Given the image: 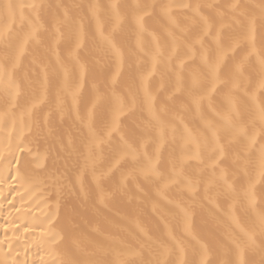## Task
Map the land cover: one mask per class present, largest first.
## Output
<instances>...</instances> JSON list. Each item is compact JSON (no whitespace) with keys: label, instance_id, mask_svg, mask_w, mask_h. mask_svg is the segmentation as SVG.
Segmentation results:
<instances>
[{"label":"snow or ice","instance_id":"1","mask_svg":"<svg viewBox=\"0 0 264 264\" xmlns=\"http://www.w3.org/2000/svg\"><path fill=\"white\" fill-rule=\"evenodd\" d=\"M41 7L35 3L0 4V46L3 47L0 93L5 99V108L0 111V182H23L31 178L33 163L41 167L38 161L46 155L29 159L32 155L29 145L33 141L43 140L53 146L60 143L63 147L62 123L57 125L51 110L41 117L43 109L38 107L45 102L48 91L55 88V111L61 122L69 97L73 106L79 104L81 109H86L83 114L80 110L76 113L80 124L87 129L82 139L83 168L75 181L70 174L60 178L66 183L69 194L104 203L116 196H128L133 186L137 192H144L148 187L167 205H174L183 213L186 236L178 238L169 231L167 238H160L140 229L143 235L134 237L137 248L129 247L121 258V251L111 247L106 252L114 254L115 259L95 264H254L249 253L255 251L257 227L264 236V208L247 226L235 209L239 206L255 212L258 195L264 205V143L255 158L252 151L257 135L264 141V47L256 54L260 65L257 79L246 74V68L251 65L249 57L256 53L257 19L264 44V0L255 6L258 13L239 0L225 5H136L131 13L136 46L129 51L150 58L151 69L145 74L129 66L126 85L122 84L125 75L121 72L124 54L113 42V34L124 20L119 6H107L111 30L106 31L101 18L102 6L88 5L91 18L96 21L99 44L110 53L105 68L93 73L91 96L81 93L84 74L89 71L81 62L87 50L83 25L70 21L65 12L63 19L56 18L46 26L39 16ZM174 7L186 9L184 15L188 23L184 27H180L172 15ZM157 8L171 27L166 29L168 39L164 45L153 35V44L148 46L143 39L147 33L145 17L152 16ZM205 8L214 11L205 13ZM30 44L44 48L46 53L55 55L56 60L52 62L47 56L33 59L32 63L43 73L41 87L44 91L40 95L33 94L30 103L21 105L17 100L22 96L18 71ZM61 44L69 49L71 73L57 50ZM246 49L250 51L239 56V52ZM197 61L199 67L189 73V67ZM113 63L114 72L111 71ZM161 65L168 69L169 86L162 85L159 95L166 99L158 105L149 79ZM75 69L79 70V76ZM177 100L181 101L180 112H195L200 116L202 127L194 131L184 124L182 115L169 118V113L176 112ZM137 109H146L148 113L145 129L139 133L128 124ZM67 112L70 116L71 110ZM166 145L169 146L167 155L162 151ZM88 172L92 183L86 189L82 177ZM256 176L260 179L259 189ZM172 189L181 195L190 193L194 202H229L231 227L223 239L215 242L223 259H208L212 249L191 228V209L184 207L180 200L168 199ZM49 217L51 224L56 217L52 213ZM40 235H47L53 243L57 239V234L44 228ZM186 251L191 252L193 259L183 258ZM145 253L150 259L143 258ZM260 254L264 256V247ZM128 256L138 259H128ZM260 264H264V259Z\"/></svg>","mask_w":264,"mask_h":264},{"label":"bare ground","instance_id":"2","mask_svg":"<svg viewBox=\"0 0 264 264\" xmlns=\"http://www.w3.org/2000/svg\"><path fill=\"white\" fill-rule=\"evenodd\" d=\"M23 3L38 4L39 16L46 26H50L56 18L63 19L64 13H68L70 21L77 26L83 25L85 33L86 51L81 56V62L85 63L89 71L84 74V86L81 89L83 95H92L93 73H99L110 61V53L102 50L99 44V37L96 33V21L91 18V12L88 5L95 4L102 6L101 18L106 31L111 30V22L106 15L109 11L107 6L117 5L121 15L124 17L122 27L114 33V43L124 54V65L121 69L125 75L122 84H127V72L129 66L133 70L146 72L151 69L150 58L143 54H134L129 51L136 46L135 22L132 19V11L136 5H180L195 4L202 5H225L234 2V0H0L2 3ZM240 3L251 6L257 13L259 11L255 6L261 3V0H239ZM205 13L213 12V9H203ZM186 9L174 7L172 15L175 16L177 24L184 27L188 22L185 20ZM145 26L147 33L143 37L145 44H153V35L164 45L167 42L166 29L171 27L168 19L161 15L157 8L152 16L145 17ZM179 32V29H174ZM262 30L259 19H257L255 44L256 53H253L249 60L251 65L246 68V74L253 80H256L260 65L256 58L264 47L261 42ZM61 59L65 62L68 71L71 73L73 68L68 63L69 49L63 44L57 47ZM250 49L239 52V56L246 55ZM231 55V54H230ZM47 56L52 62H55V55L46 53L42 47H34L31 44L28 53L21 58V67L18 71V80L21 84L22 96L17 100L21 105L30 103L33 94L40 95L44 90L41 87L43 73L39 66L32 63L34 58ZM3 57V47L0 46V59ZM199 62L192 64L188 72L196 71ZM77 76L79 70L75 69ZM111 71H115V64H112ZM61 78L63 71L61 70ZM149 85L152 87L153 94L157 96V104L162 103L166 96L159 95L162 85L169 86V72L167 67L158 66L156 74L149 79ZM178 95V94H177ZM257 99L260 98V90L256 89ZM129 99H131L129 97ZM56 91L52 88L48 91L45 102L38 107L43 109L41 117L48 114L51 110L52 117L57 125L63 126V147L60 143L54 146L52 143H45L43 140L33 141L29 145L32 149L30 160L35 157L45 156L39 160L41 167H36L35 163L31 166V178L24 179L23 182L9 180L7 183L0 182V264H95L97 261L111 262L115 259L114 254L106 252L111 247H116L121 251L122 257L126 255V249L129 247L137 248L136 239L143 235L140 229H144L149 234L167 238L169 231L178 238L186 236L184 231L183 213L174 205H167L158 197L154 190L145 187L144 192H137L133 186L128 196H116L104 203L98 202L94 198L84 199L79 195H71L68 192L66 183L60 179L65 174H70L75 181L76 176L83 168L84 160L81 156L83 152L82 139L87 129L84 128L76 118L77 110L81 114L86 109H81L80 105L73 106L71 98L66 101V113L63 121L56 113ZM181 101L177 100L175 104L176 112L172 115H182L183 122L194 131L202 127L203 122L195 112H180ZM5 108V99L0 93V111ZM67 109L71 110L69 116ZM148 118L147 110H135V115L130 116L128 124L141 132L145 129ZM206 118L210 116L206 114ZM27 118L25 117V120ZM178 122V121H177ZM182 127V126H181ZM25 135H28L27 132ZM71 141V143H69ZM264 141L257 135L256 143L253 145V158L258 155L261 144ZM166 145L162 151L167 155ZM13 175L15 173L13 172ZM255 176V170H253ZM256 188H260V179L256 176ZM82 180L86 189L92 183L90 172L86 173ZM144 187L143 185H141ZM79 185L77 184V190ZM14 189V190H13ZM169 200H180L184 207L192 211L189 224L197 236L209 245L212 249L208 256L209 260L223 259L222 255L216 250V241L223 239L231 227L229 202L220 200L216 203H209L205 200L193 201L191 194L184 192L182 195L175 189L168 193ZM57 205L59 207L57 208ZM218 205V206H217ZM264 208L261 204L259 195L256 199V210L242 209L236 207V214L247 226L256 220V214ZM55 214V219L49 224V214ZM28 228V231H25ZM41 228L52 231L57 234L55 243L45 235L41 236ZM255 251L249 253V258L254 264H260L264 256L260 254V249L264 247V236L256 228ZM128 259H138L128 256ZM144 259H150L145 253ZM185 260L193 259L190 251H186L183 257ZM198 260L199 257H196Z\"/></svg>","mask_w":264,"mask_h":264}]
</instances>
